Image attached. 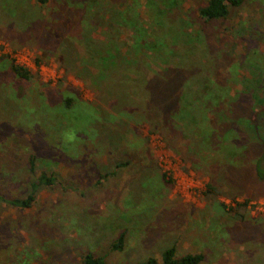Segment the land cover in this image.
I'll list each match as a JSON object with an SVG mask.
<instances>
[{
	"label": "rangeland",
	"instance_id": "obj_1",
	"mask_svg": "<svg viewBox=\"0 0 264 264\" xmlns=\"http://www.w3.org/2000/svg\"><path fill=\"white\" fill-rule=\"evenodd\" d=\"M204 1L0 0V264H80L86 253L137 264L169 247L201 254L199 264H264V180L254 176L255 163L264 174V0L210 21L197 14ZM104 55L119 75L97 74ZM164 77L178 79L169 106L152 87ZM205 79L227 90L206 115L212 150L169 112ZM63 98L93 105L99 119L75 123L73 111L67 127L54 112ZM236 118L232 163L215 142ZM40 173L56 183L38 186L28 208L8 204Z\"/></svg>",
	"mask_w": 264,
	"mask_h": 264
},
{
	"label": "trees",
	"instance_id": "obj_2",
	"mask_svg": "<svg viewBox=\"0 0 264 264\" xmlns=\"http://www.w3.org/2000/svg\"><path fill=\"white\" fill-rule=\"evenodd\" d=\"M48 0H36V3L39 6H45ZM242 0H205L204 3L197 9V14L199 18L210 21V20H219L223 19L228 12L229 8H236L241 4ZM140 40V38H138ZM158 45H151L148 46L149 49L155 48ZM137 47V45H136ZM147 47V46H146ZM138 48V47H137ZM99 53H101L100 49L98 50ZM93 56H97L94 54ZM38 59V58H37ZM35 60V64H39L38 60ZM113 57L111 55H104L100 59H97V74L107 73L109 70H112L115 72L114 64L112 63ZM161 66V65H160ZM164 66V65H163ZM8 68L10 72L20 80H29L31 77L30 72L22 68L18 65L13 64L12 62L9 63ZM128 68H125V71H127ZM156 70V69H154ZM168 70L167 67H161V72H166ZM119 75V71L117 70L115 72ZM96 74V75H97ZM177 78H172L170 80H166L164 77L159 79L160 82L158 83H152L153 90H163L164 93H167L165 96V99L160 102L161 106H169L172 102L171 99L173 97V94L171 93L174 87L176 86ZM163 97V95L156 94V98ZM227 96V90L225 86L223 85H217L210 79H205L201 83V89L199 93H196L195 95L189 96V100L187 102L182 101L179 99L178 102V108L170 110L171 113V119L179 121H185L188 124H191L192 127L198 130V138L200 145L203 147V149H209L212 150L213 147L211 144H214L211 140V136L215 132L214 128L209 125V120L207 119L206 115L209 111H212L214 108H218L221 105L225 103V98ZM60 109H62L61 116L65 122V125L68 127V119L67 115L68 113H74L73 116H76L74 119V122L76 123L77 120L82 118L85 114L87 115V122H93L94 118H97L95 114L99 111L91 104H86L79 102L78 100L71 98H63L62 103L58 106L54 107V112H58ZM123 115L121 112L115 113L114 116H107V119H114L117 120L118 118L116 116ZM99 119V118H97ZM239 118H236L237 122H231L229 124H222L225 128L222 129V133L220 138L215 142L216 149L221 150H227V152L231 153L233 159L231 162L238 161V158L240 155V148L237 147V144H235V140L238 139L239 133L238 127L242 126L240 124ZM54 122V121H53ZM52 122V123H53ZM86 123V122H85ZM54 124V123H53ZM248 124V123H247ZM246 125V128L250 130L251 135L253 138L259 142V139L257 138V128L254 126ZM57 125V124H56ZM64 127V128H67ZM87 131L91 132V129L87 128ZM81 132V134L84 133V131H78ZM77 134V133H76ZM92 134V132L90 133ZM73 137L75 136L72 135ZM80 136L76 135L75 139H78ZM215 152V151H214ZM120 165V164H119ZM116 165V166H119ZM121 166V165H120ZM254 176L257 180L261 181L264 180V174L261 173L260 168H258V164L255 163L254 166ZM56 183L55 176L53 175H46L44 173H40L38 177L31 181L29 184V192L28 195L24 199H11L8 200V204L14 207L18 208H28L30 206L31 201L33 200V195L37 189L38 186H53ZM216 188L214 184L208 183L206 186L207 193H216ZM242 206V205H240ZM122 245V234L118 236L116 240H114L110 245V251L118 250L120 249ZM202 255L199 253L194 254H185L182 256H175L174 248L169 247L164 249L159 259L156 260L154 258H147L146 260L139 262L137 264H199L202 261ZM80 264H103V257L102 256H93L90 253H86L82 256Z\"/></svg>",
	"mask_w": 264,
	"mask_h": 264
},
{
	"label": "built area",
	"instance_id": "obj_3",
	"mask_svg": "<svg viewBox=\"0 0 264 264\" xmlns=\"http://www.w3.org/2000/svg\"><path fill=\"white\" fill-rule=\"evenodd\" d=\"M258 204H259V205H258V206H256V208H259V206H262V207H263V209H262V210L264 211V203H258ZM262 210H261V211H262Z\"/></svg>",
	"mask_w": 264,
	"mask_h": 264
}]
</instances>
